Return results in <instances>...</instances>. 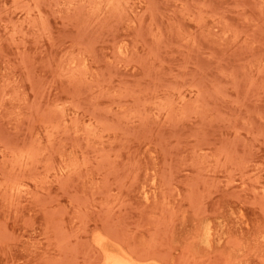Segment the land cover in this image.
<instances>
[{"label": "rangeland", "instance_id": "374dc122", "mask_svg": "<svg viewBox=\"0 0 264 264\" xmlns=\"http://www.w3.org/2000/svg\"><path fill=\"white\" fill-rule=\"evenodd\" d=\"M16 1L0 0V264H98L101 241L264 264V0Z\"/></svg>", "mask_w": 264, "mask_h": 264}, {"label": "bare ground", "instance_id": "6f19581e", "mask_svg": "<svg viewBox=\"0 0 264 264\" xmlns=\"http://www.w3.org/2000/svg\"><path fill=\"white\" fill-rule=\"evenodd\" d=\"M13 1V0H12ZM16 1V0H15ZM116 1V0H115ZM17 2V1H16ZM22 2V1H21ZM29 2V1H28ZM56 2V1H55ZM110 2H111V0H110ZM117 2V1H116ZM13 3V2H12ZM68 3H69V1H68ZM77 3H81V2H77ZM84 3H88V2H84ZM108 3H109V0H108ZM107 3V4H108ZM16 4V3H15ZM21 4V3H20ZM56 4V3H55ZM76 4V3H75ZM116 5H117V3H115ZM14 5V4H13ZM23 6H24V4H22ZM26 6H27V4H25ZM33 5V4H32ZM98 5V4H97ZM106 5V4H105ZM111 5H113V4H111ZM120 5V4H119ZM23 6H22V9H23ZM34 6H36V4L34 5ZM75 6V5H74ZM81 7V6H80ZM106 7V6H105ZM118 7V6H117ZM117 7H116V9H117ZM28 8L26 7V10H27ZM91 9H93V8H91ZM94 9H97V7L95 8L94 7ZM112 9H113V7H112ZM111 9V10H112ZM36 11H37V9H36ZM39 11V10H38ZM21 12V11H20ZM38 13V12H37ZM39 14V13H38ZM27 15V14H26ZM43 16H45L44 14H43ZM76 16V15H75ZM20 20V19H19ZM34 21H35V19H33ZM39 20H40V17H39ZM43 20V19H42ZM9 22V21H8ZM28 22V21H27ZM13 25H14V23H13ZM74 25H75V23H74ZM48 26V25H47ZM76 26V25H75ZM74 26V27H75ZM79 27V26H78ZM90 27V26H89ZM17 28H19V26L17 27ZM46 28H48V27H46ZM46 28H44V29H46ZM83 29V28H82ZM12 31H13V29H12ZM39 31V30H38ZM43 31V30H42ZM75 31H77V29L75 30ZM74 31V32H75ZM84 31V30H83ZM15 32V31H14ZM9 33V32H8ZM7 33V34H8ZM12 33V32H11ZM84 33V32H83ZM49 35V34H48ZM81 35V34H80ZM11 37V36H10ZM47 37V36H46ZM79 37V36H78ZM82 37V35L79 37V38H81ZM11 39V38H10ZM76 39V38H75ZM7 40V39H6ZM18 40V39H17ZM89 41V40H88ZM86 42V41H85ZM84 42V43H85ZM124 42V41H123ZM90 43V42H89ZM89 43H87L86 45H89ZM122 43V42H121ZM77 44V43H76ZM90 46V45H89ZM123 46H124V44H123ZM116 48H117V45H116ZM124 49V48H123ZM17 50V49H16ZM119 50V49H118ZM118 52V51H117ZM124 53V51H121V53ZM126 52V51H125ZM71 53V51L69 52V54ZM22 54V53H21ZM20 54V55H21ZM68 54V55H69ZM79 55V54H78ZM78 55H76V56H78ZM75 57V56H74ZM75 58H77V57H75ZM67 61H69L68 59H67ZM70 62V61H69ZM76 63H78L77 61H76ZM83 63H84V61H83ZM24 64V63H23ZM86 64V63H85ZM71 65V64H70ZM80 65V64H79ZM74 66H75V64H74ZM85 66V65H84ZM25 67V66H24ZM23 67V68H24ZM60 67V66H59ZM73 67V66H72ZM81 67V66H80ZM79 68V67H78ZM81 68H83V67H81ZM87 68V67H86ZM70 69V68H69ZM63 70H65V68L63 69ZM83 70H86V69H83ZM54 71V70H53ZM66 71V70H65ZM76 71V70H75ZM87 71V70H86ZM77 72H79V71H77ZM28 73V72H27ZM52 74V73H51ZM59 74V73H58ZM64 75H65V73H64ZM86 75V74H85ZM61 76V75H60ZM26 77H28V76H26ZM70 77H72V76H70ZM27 79V78H26ZM49 79V78H48ZM72 79V78H71ZM68 81V80H67ZM1 82V81H0ZM9 84V83H8ZM1 86H3V85H1ZM6 86V85H5ZM17 87V86H16ZM43 87V86H42ZM45 87V86H44ZM44 87H43V89H44ZM30 88V87H29ZM40 89V88H39ZM3 90V89H2ZM29 90V89H28ZM19 91H21V90H19ZM33 91V90H32ZM43 91V90H42ZM3 92V91H2ZM42 94V92L40 93V95ZM10 95H11V93H10ZM17 96V95H16ZM31 98V97H30ZM40 98V97H39ZM32 99V98H31ZM67 99V98H66ZM70 99V98H69ZM25 101V100H24ZM71 101V100H70ZM47 102V101H46ZM37 104V103H36ZM43 105H45V103L43 104ZM49 105V104H48ZM54 105V104H53ZM61 105V104H60ZM30 106V105H29ZM28 106V107H29ZM33 106H34V104H33ZM36 106V105H35ZM37 107V106H36ZM43 107V106H42ZM57 107H58V105H57ZM56 107V108H57ZM61 107V106H60ZM77 107H78V105H77ZM17 108V107H16ZM80 108V107H79ZM29 109V108H28ZM36 110H37V108H35ZM34 109V111L36 112V110ZM42 109V108H41ZM60 109V108H59ZM64 111V110H63ZM90 111H93V110H91V108H90ZM34 112V113H35ZM41 112L42 111H40V113L39 114H41ZM85 112H87V111H85ZM75 113H76V111H75ZM74 113V114H75ZM89 114H91V113H89ZM92 114H93V112H92ZM30 115V114H29ZM28 115V116H29ZM78 115H79V113H78ZM74 117V116H73ZM28 118V117H27ZM95 118V117H94ZM72 119V118H71ZM74 119V118H73ZM97 119V118H96ZM104 119V118H103ZM28 120V119H27ZM30 120H33L32 119V115H31V119ZM63 120V119H62ZM99 120H101L100 118H99ZM63 121H65V119L63 120ZM102 122H103V120H101ZM84 122V121H83ZM52 123V122H51ZM71 123V122H70ZM55 124V123H54ZM62 124V123H61ZM83 124V123H82ZM83 126H84V124H83ZM92 126V125H91ZM52 127V126H51ZM94 127V126H93ZM46 128V127H45ZM48 128H49V126H48ZM68 128V127H67ZM89 128V127H88ZM100 128V127H99ZM102 128V127H101ZM65 129H66V127H65ZM64 130V129H63ZM80 130V129H79ZM87 130H89V129H87ZM86 130V131H87ZM43 131V130H42ZM76 131V130H75ZM91 131V130H90ZM56 132V131H55ZM61 132V131H60ZM68 132V131H67ZM72 132H74V131H72ZM78 132V131H77ZM46 133H48L47 131H46ZM73 134H75V133H73ZM72 134V135H73ZM51 135H52V133H51ZM50 135V136H51ZM33 137V136H32ZM31 137V140L33 139ZM47 137V136H46ZM4 139V138H3ZM29 140H30V138H28ZM2 140V139H1ZM51 140V139H50ZM39 141V140H38ZM37 141V142H38ZM74 141V140H73ZM79 141V140H78ZM3 142V141H2ZM48 142V141H47ZM3 143H5V142H3ZM2 143V144H3ZM28 143V142H27ZM79 142H77V144H78ZM48 144V143H47ZM27 145V144H26ZM26 145H25V147H26ZM52 145V144H51ZM16 147H21V146H16ZM34 147V146H33ZM29 148V147H28ZM9 149V148H8ZM39 149H40V147H39ZM29 151H30V149H28ZM44 150H46L45 149V146H44ZM26 151V150H25ZM31 151H33V149L31 150ZM43 152V151H42ZM23 152H21V154H22ZM41 153V152H40ZM18 154H19V152H18ZM20 154V155H21ZM26 154H27V152L25 153V156H26ZM46 155V154H45ZM4 157V156H3ZM15 157V156H14ZM5 158H7L6 156H5ZM9 158H11V156L9 157ZM28 158V157H27ZM27 158H25V159H27ZM60 158V157H59ZM68 158V157H67ZM15 159V158H14ZM10 160V159H9ZM20 160V159H19ZM22 160V159H21ZM46 160V159H45ZM44 160V161H45ZM42 161V160H41ZM18 162V161H17ZM31 162V161H30ZM33 162H34V160H33ZM48 162V161H47ZM71 162V161H70ZM13 163V162H12ZM46 163V161L44 162V164ZM27 164V163H26ZM77 164V163H76ZM20 165V164H19ZM23 165V164H22ZM30 164H28V166H29ZM71 165V164H70ZM10 166V168H11V165H9ZM17 166H18V164H17ZM44 166V165H43ZM49 166H50V164H49ZM75 166V165H74ZM19 167V166H18ZM23 167V166H22ZM13 168V167H12ZM41 168V167H40ZM39 168V169H40ZM48 169H50V168H48ZM73 170V169H72ZM75 170V169H74ZM17 171V170H16ZM44 171V170H43ZM47 171H49V170H47ZM63 171V170H62ZM69 171V170H68ZM60 172V171H59ZM67 172V171H66ZM16 173V172H15ZM18 173H19V170H18ZM69 173V172H68ZM66 174V173H65ZM258 174V173H257ZM37 175V174H36ZM56 175H58V174H56ZM61 175V174H60ZM2 176V175H1ZM52 176V175H51ZM62 176V175H61ZM7 177V176H6ZM15 177V176H14ZM48 177V176H47ZM53 177V176H52ZM251 177V176H250ZM254 177V176H253ZM4 178V177H3ZM8 178V177H7ZM10 178V177H9ZM12 178V177H11ZM40 178H42V177H40ZM45 178V177H44ZM56 178V177H55ZM249 178V177H248ZM248 178H247V180H248ZM30 179V178H29ZM250 179V178H249ZM32 181H34L33 179H32ZM153 181V180H152ZM4 182V181H3ZM0 183H1V180H0ZM56 183H58L59 184V182H56ZM244 182H242V184H243ZM257 183V182H256ZM259 183V182H258ZM261 183V182H260ZM14 184V183H13ZM242 184H241V186H242ZM18 185H20L21 186V183L20 184H18ZM23 186H24V184H23ZM22 186V187H23ZM15 187L17 188V186L15 185ZM14 187V188H15ZM35 187V186H34ZM206 187V186H205ZM10 188V187H9ZM233 188V187H232ZM236 188H238V187H236ZM261 189H263L262 187H260ZM11 189H12V187H11ZM41 189V188H40ZM17 190H18V188H17ZM43 190V189H42ZM46 190H47V188H46ZM45 191V190H44ZM208 191V190H207ZM262 191V190H261ZM18 192V191H17ZM21 192H23L22 190H21ZM27 192V191H26ZM205 192V191H204ZM2 193V192H1ZM36 193H39V192H36ZM36 193H35V195H36ZM210 193V192H209ZM6 193L4 192V194L3 195H5ZM51 196V195H50ZM58 196V195H57ZM56 196V197H57ZM161 196H163V194L161 195ZM208 196V195H207ZM264 196V195H263ZM11 197V196H10ZM10 197H8V198H10ZM237 198V197H236ZM47 199H50V197L48 196V198ZM10 200V199H9ZM44 200H46V199H44ZM43 200V201H44ZM190 200V199H189ZM42 201V202H43ZM23 202V201H22ZM47 202V201H46ZM10 203V202H9ZM50 203V202H49ZM16 203H12V205L14 206ZM190 204H191V201H190ZM194 204V203H193ZM205 204V203H204ZM250 204V203H249ZM9 205V204H8ZM11 205V204H10ZM11 205V206H12ZM18 205V204H17ZM198 205H201V203L200 204H197V206ZM58 206H59V204H58ZM195 207V206H194ZM194 207H192V209L194 208ZM9 208V207H8ZM47 208V207H46ZM56 208H57V206H56ZM184 208V207H183ZM52 209V207L50 208V210ZM198 209V208H197ZM238 209V208H237ZM260 210V209H259ZM54 211V209H52V212ZM56 211V210H55ZM172 211V210H171ZM192 211V210H191ZM241 211V210H240ZM58 212H59V214H60V212L61 211H59L58 210ZM181 212H184V211H181ZM239 212V211H238ZM13 213H14V211H13ZM47 213V212H46ZM55 213V212H54ZM53 213V214H54ZM185 213V212H184ZM194 213V212H193ZM48 214H50V211H49V213ZM56 214H58V213H56ZM182 214V213H181ZM51 215V214H50ZM180 216H182V215H180ZM242 216V215H241ZM27 217V216H26ZM183 217V216H182ZM182 217H181V219H182ZM243 217V216H242ZM218 218V217H217ZM184 219V218H183ZM1 220V219H0ZM22 220V219H21ZM206 220H208V219H205V220H203V221H206ZM54 221V220H53ZM55 221H60V219H58V220H55ZM61 222V221H60ZM181 222H182V220H181ZM219 222V224H220V221H218ZM0 223H1V221H0ZM54 223V222H53ZM1 224H3V222L1 223ZM0 224V225H1ZM201 224V223H200ZM203 224V223H202ZM60 226H61V223H60ZM221 226V225H220ZM3 227H4V225H3ZM54 228H56V225H54L53 226ZM57 227H58V230H59V226L57 225ZM202 227V226H201ZM52 228V227H51ZM53 229V228H52ZM57 229V228H56ZM211 229V228H210ZM1 230V229H0ZM4 230V229H3ZM10 230V229H9ZM4 231H6V230H4ZM8 231V230H7ZM54 231H56V230H54ZM53 231V232H54ZM202 231V230H201ZM203 231H205V229H203ZM211 231V230H210ZM59 232V231H58ZM58 232L56 231V234H58ZM5 233V232H4ZM204 233V232H203ZM1 234H2V232H1ZM9 234H11V232L9 233ZM54 235H55V233H53V238H56V239H58L57 237H54ZM59 235V234H58ZM203 235V234H202ZM201 235V236H202ZM211 235V234H210ZM209 235V236H210ZM264 235V234H263ZM3 236V235H2ZM12 236V235H11ZM56 236V235H55ZM200 236V237H201ZM59 237V236H58ZM202 237H204V236H202ZM4 238H8V236L7 237H4ZM9 238H10V236H9ZM193 238V237H192ZM228 238V237H227ZM226 238V239H227ZM233 238H235L234 236H233ZM232 238V239H233ZM13 239V238H12ZM11 239V240H12ZM48 239V238H47ZM189 239V238H188ZM199 239V238H198ZM204 239V238H203ZM231 239V238H230ZM200 240H202V238L200 239ZM199 240V241H200ZM208 240L210 241V239L208 238ZM220 240H221V238H220ZM225 240V239H224ZM13 241V240H12ZM57 241V240H56ZM220 242V241H219ZM228 242H229V240H228ZM237 242V241H236ZM247 242V241H246ZM58 243H59V240H58ZM57 242H56V245L58 244ZM200 243H201V241H200ZM226 243V242H225ZM120 245H122L120 242H112V243H106V242H103V241H101V242H99V248L97 249L98 250V252H99V254H98V264H154V262L156 261L155 260V258L151 255V254H135L134 252H133V249H129V250H127L126 248H124V247H122V246H120ZM208 247V246H207ZM210 247V246H209ZM191 248H193L192 247V245H191ZM190 248V249H191ZM248 250V249H247ZM247 250H246V252H247ZM216 251H218V250H216ZM193 252H194V250H193ZM213 252V251H212ZM211 252V253H212ZM250 252V251H249ZM226 254V253H225ZM224 253L223 254H220V255H225ZM190 255H191V251H190ZM207 255V254H206ZM254 255V254H253ZM218 256H219V254H218ZM240 256V255H239ZM258 256V255H257ZM256 256V257H257ZM260 256V255H259ZM191 257V256H190ZM206 257V256H205ZM242 257H244V256H242ZM201 257H199V258H196L197 260L198 259H200ZM209 258V257H208ZM224 258V257H223ZM261 258V257H260ZM195 259V260H196ZM236 259V258H235ZM264 259V258H263ZM186 261H188V260H186ZM205 261V260H204ZM226 261V260H225ZM193 262V261H192ZM207 262V261H206ZM205 262V263H206ZM210 262V261H209ZM222 263V262H221ZM9 264V263H8ZM55 264V263H54ZM188 264V263H187ZM189 264H191V262L189 263ZM194 264V263H193ZM214 264H216L215 262H214ZM222 264H224V263H222Z\"/></svg>", "mask_w": 264, "mask_h": 264}]
</instances>
